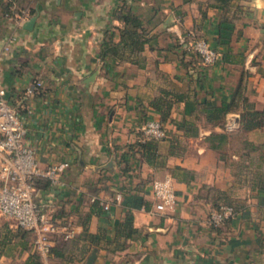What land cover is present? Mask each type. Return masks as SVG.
Here are the masks:
<instances>
[{"label": "crops", "instance_id": "1", "mask_svg": "<svg viewBox=\"0 0 264 264\" xmlns=\"http://www.w3.org/2000/svg\"><path fill=\"white\" fill-rule=\"evenodd\" d=\"M119 1L34 0L32 14L26 9L14 17L0 13V81L24 125L23 140L39 168L66 163L59 183L41 184L36 200L73 235L53 234L60 255L51 252L46 263L40 260L84 264L93 252L90 264H264V190L234 178L230 164L243 152V139L264 148V125L240 128L241 99L221 125L198 119L195 136L176 130L171 120L181 117L182 102H173L164 122L166 136L156 141L150 161L131 147L145 119L159 120L148 100L159 88L197 86L188 80L189 74L196 78V69L203 82L198 98L218 104L239 82L241 95L264 107V0L231 1L235 20L227 45L215 44L221 10L208 0H131L151 36L142 67L98 55L104 30L118 24L110 12ZM31 15L32 28L26 29L22 24ZM196 36L216 47L215 63L204 65L183 52ZM37 80L41 84L25 93ZM210 132L226 134L219 149L224 159L204 139ZM163 175L174 179L175 202L161 212L154 208L151 182ZM223 197L236 209L213 225L209 214ZM127 209L137 232L122 250L108 254L105 240L113 239ZM6 219L0 216V224ZM84 227L100 234L98 244L82 236ZM28 242L31 247V233ZM27 255V250L3 254L0 264H23Z\"/></svg>", "mask_w": 264, "mask_h": 264}, {"label": "trees", "instance_id": "2", "mask_svg": "<svg viewBox=\"0 0 264 264\" xmlns=\"http://www.w3.org/2000/svg\"><path fill=\"white\" fill-rule=\"evenodd\" d=\"M34 0H0V13L5 16L14 17L19 15L26 9L28 14H32L34 9L31 6ZM232 0H208L207 5L217 7L221 10V14L216 24V34L214 37L215 44L227 45L230 41L231 34L234 28L235 16L229 14ZM110 15L116 19L118 24L112 27H107L104 30V36L100 43L98 55L100 58L109 57L118 62H131L139 67L144 65V55L142 51L147 45L151 48L149 41L151 36L148 34L146 27H144L141 18L132 9V1L120 0L119 3L111 10ZM117 39L114 40V35ZM201 36L193 37L192 40ZM190 54L196 55V60L201 61L200 57L193 51L189 45L183 50ZM224 60L226 54L222 55ZM195 60V61H196ZM185 65V62H181ZM205 65V64H204ZM195 70V69H194ZM196 78L189 74L188 80L195 79L197 86L190 87L187 85L181 90H167L159 88L158 93L148 100V104L159 112V121L164 126L165 120L168 118L170 108L173 102H182L180 110L181 117L177 120H171L176 130H180L183 135L195 136L198 132L197 120L201 119L205 123L211 125H221L224 116L227 112L236 109L238 101L241 99V111L239 112V125L242 130H250L252 128L264 125V107L258 109L254 107L251 101H248L241 95L239 82L232 91L228 99L221 100L218 104L213 103L209 98H198L197 92L202 87L203 82L199 71L196 69ZM166 130V128H165ZM167 133V130H166ZM208 145L214 149H218L220 159L225 158V154L219 150L222 143L225 142L226 134L223 132H210L204 136ZM175 138H171L173 143ZM156 139H148L144 141L135 140L131 147L139 151L142 156L150 161L153 157L156 148ZM176 141V140H175ZM170 143V144H171ZM263 143H254L250 140L243 139V152L238 159L232 160L234 170V178L244 181L251 189L264 190V148ZM176 169L187 172L185 169L177 167ZM41 184L45 186L48 184L46 179H36V185ZM231 205L233 212L236 206L230 199L223 197L222 203H213L214 209L220 205ZM92 205L98 207L97 200H93ZM89 215V214H88ZM51 220V218H50ZM137 232L132 225V214L127 209L122 219L115 225L113 239L105 240L104 248L109 254L115 251L122 250L127 239L132 238ZM82 236L92 244H98L100 240L99 233H91L83 228ZM30 231L18 226L11 225L7 221L0 224V256L5 254H12L13 252L28 251V255L23 261V264H43L38 254L31 249L29 245ZM60 255V252L51 245L50 253Z\"/></svg>", "mask_w": 264, "mask_h": 264}, {"label": "built area", "instance_id": "3", "mask_svg": "<svg viewBox=\"0 0 264 264\" xmlns=\"http://www.w3.org/2000/svg\"><path fill=\"white\" fill-rule=\"evenodd\" d=\"M21 14H26V11ZM189 47L205 65H211L218 59V50L205 37L192 40ZM40 84L37 80L34 84L26 86L25 93H31ZM139 130L138 141L159 140L166 136L165 128L155 118L145 119ZM24 133L22 120L16 108L7 100L5 88L0 81V216L11 218L16 225L30 231L31 248L46 263L50 256L52 235L60 232L61 237L67 239L73 235V231L67 224L53 222L43 211L36 200V179H46L49 185L58 184L59 172L66 163L39 168L32 147L23 140ZM151 189L156 199V210L164 212L174 208V179L170 175L154 178ZM120 197V194L116 193L115 200ZM91 200H95V197ZM98 202L103 209L108 208L107 202ZM232 214V206L222 204L210 212L209 220L213 225H217Z\"/></svg>", "mask_w": 264, "mask_h": 264}, {"label": "water", "instance_id": "4", "mask_svg": "<svg viewBox=\"0 0 264 264\" xmlns=\"http://www.w3.org/2000/svg\"><path fill=\"white\" fill-rule=\"evenodd\" d=\"M34 19H35V15H31L29 18H27L24 23L22 24V26L26 29H31L32 28V25H33V22H34ZM94 257V253L91 252V254H89L84 262V264H90L92 259Z\"/></svg>", "mask_w": 264, "mask_h": 264}, {"label": "rangeland", "instance_id": "5", "mask_svg": "<svg viewBox=\"0 0 264 264\" xmlns=\"http://www.w3.org/2000/svg\"><path fill=\"white\" fill-rule=\"evenodd\" d=\"M20 15V14H19ZM6 221L10 223L11 225H15V221L11 218H7Z\"/></svg>", "mask_w": 264, "mask_h": 264}]
</instances>
